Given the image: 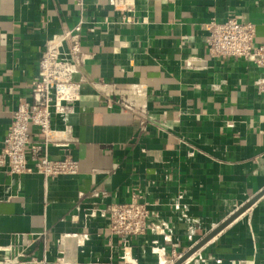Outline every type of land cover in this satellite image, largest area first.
Returning <instances> with one entry per match:
<instances>
[{"label":"crops","instance_id":"crops-1","mask_svg":"<svg viewBox=\"0 0 264 264\" xmlns=\"http://www.w3.org/2000/svg\"><path fill=\"white\" fill-rule=\"evenodd\" d=\"M130 2L123 13L109 0L83 9L74 0H0V149L18 101L32 99L47 38L82 19L89 55L75 76L79 99L53 119L69 147L50 150L69 152L79 173L0 169V264H124L107 208L133 198L165 233L133 237L128 264L177 263L251 202L181 264H264V97L254 87L264 69L212 57L204 28L233 16L253 22L264 43V0ZM136 85L144 125L105 105ZM31 139L43 135L32 128Z\"/></svg>","mask_w":264,"mask_h":264},{"label":"built area","instance_id":"built-area-1","mask_svg":"<svg viewBox=\"0 0 264 264\" xmlns=\"http://www.w3.org/2000/svg\"><path fill=\"white\" fill-rule=\"evenodd\" d=\"M74 2L83 9L85 0ZM109 3L123 13L133 9L130 0H109ZM83 24L84 20L80 19L73 27L47 38L45 51L39 61L38 75L31 91L32 99L18 101L2 141L0 169L7 173L37 172L45 178L79 173V161L69 152L55 158L51 156L50 150L51 147H69L70 140L64 132H59L53 127V119L58 114L68 112L77 100L76 86L81 83L75 76L89 57L82 45ZM204 28L207 31L208 52L212 57H236L264 69V43L256 42V26L253 22H243L233 16L224 20L212 18L204 24ZM194 60L186 61L188 69L198 67L194 65ZM254 87L257 93L264 97V75L255 80ZM144 96L143 87L136 85L120 97L106 95L105 105L107 108L116 107L124 113L134 115L144 125L148 120ZM32 128L43 135L41 141L31 139ZM107 213L110 218V232L123 239L124 264L129 263L133 237L145 234L150 228L161 234L165 233V227L150 224L152 211L145 201L133 198L130 202L111 203ZM173 254L176 257L178 255L175 251ZM8 263L17 264L16 261ZM35 263L41 264L40 261Z\"/></svg>","mask_w":264,"mask_h":264},{"label":"water","instance_id":"water-1","mask_svg":"<svg viewBox=\"0 0 264 264\" xmlns=\"http://www.w3.org/2000/svg\"><path fill=\"white\" fill-rule=\"evenodd\" d=\"M252 205L251 203H248L245 207H242L235 215H233L230 219L222 223L217 229H215L208 237H206L200 244H198L192 251H190L187 255L182 257L177 263L175 264H181L191 253L196 251L201 245H203L205 242H207L211 237L216 235L220 230H222L226 225H228L232 220H234L237 216H239L241 213H243L248 207Z\"/></svg>","mask_w":264,"mask_h":264}]
</instances>
